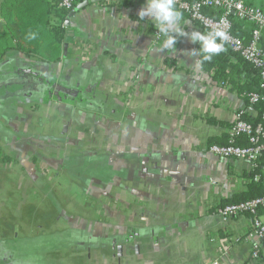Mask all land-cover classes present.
<instances>
[{
  "label": "crops",
  "instance_id": "crops-1",
  "mask_svg": "<svg viewBox=\"0 0 264 264\" xmlns=\"http://www.w3.org/2000/svg\"><path fill=\"white\" fill-rule=\"evenodd\" d=\"M242 1L264 11V0ZM145 6L93 1L70 19L59 61L14 49L0 61V86L10 90L0 99V141L6 135L13 143L0 149L8 157L0 156V167L12 171L2 178L1 207L65 200L68 208L55 211L64 225L52 230L53 241L38 245L45 260L25 256L32 245L10 246L0 235V264H264V241L252 234L251 218L224 219L217 211L245 190L253 166L207 150L209 139L227 137L248 100L197 66L200 56L188 53L198 46L187 35L174 33L175 51L161 50L154 21L138 16ZM180 12L186 33H203ZM253 28L235 18L233 32L244 41ZM256 113L254 107L244 117ZM15 131L36 146H16ZM27 152L29 167L20 156ZM21 175L29 189L14 199L9 190ZM259 217L264 223V213ZM21 248L26 252L16 254Z\"/></svg>",
  "mask_w": 264,
  "mask_h": 264
},
{
  "label": "trees",
  "instance_id": "trees-1",
  "mask_svg": "<svg viewBox=\"0 0 264 264\" xmlns=\"http://www.w3.org/2000/svg\"><path fill=\"white\" fill-rule=\"evenodd\" d=\"M83 1L73 0V5ZM59 2L60 0H3L0 4V61L12 49L43 62L59 61L62 45L68 33V28L64 25L65 19L70 12L60 7ZM206 12L212 16L220 14V11L214 9H206ZM234 17L229 14L233 28L236 18ZM207 32L203 28V33ZM30 34H35V38L30 39ZM197 46L199 48L198 43ZM260 46L264 47L261 43ZM231 57H234L236 61L232 62ZM202 58L203 53L200 54V60ZM202 65L207 70L213 71L214 80L231 84L233 89L242 94L246 100H248L247 95L249 93L255 92L261 95V99L255 105L256 115L250 118L245 117V120L253 125L261 122V115L264 112V90L260 88V76L256 68L230 49L214 55L211 61H204ZM242 72L250 76L249 81L241 79L239 73ZM231 126L232 124L228 127ZM234 142L238 145H246L247 138L239 136L234 139ZM228 143L227 135V137L219 140L209 139L208 147L212 144L223 145ZM0 156H3V159L8 158L1 152ZM262 195H264V153L254 163L245 190L222 200L218 207L230 203L236 204ZM49 209L51 210L52 207L49 206ZM261 213H264V205L258 209V214Z\"/></svg>",
  "mask_w": 264,
  "mask_h": 264
},
{
  "label": "built area",
  "instance_id": "built-area-1",
  "mask_svg": "<svg viewBox=\"0 0 264 264\" xmlns=\"http://www.w3.org/2000/svg\"><path fill=\"white\" fill-rule=\"evenodd\" d=\"M59 6L67 11L74 8L73 0H60ZM175 6L191 20L197 22L207 31L220 30L227 34L228 39L223 41L224 50L230 49L237 53L243 60L250 63L258 70L260 88L264 90V47L260 46L261 33L264 31V11L244 3L242 0H175ZM206 9L220 11L217 16H212ZM235 15L240 20L253 24L249 40L244 41L233 32V23L229 14ZM160 38L158 33L155 34ZM218 42H221L218 40ZM248 106L234 114L232 126L227 130L228 144H212L207 150L219 158L245 159L253 166L259 156L264 153V112L261 122L253 125L245 120V114L252 111L261 99L258 93H249ZM239 136L247 138L246 145L235 144L234 139ZM257 178V177H255ZM264 205V195L242 201L230 203L217 208L224 219L247 214L251 218L252 234L264 241V223L260 220L258 209ZM258 249L254 245L251 256L257 257ZM212 264H219L214 261Z\"/></svg>",
  "mask_w": 264,
  "mask_h": 264
},
{
  "label": "rangeland",
  "instance_id": "rangeland-1",
  "mask_svg": "<svg viewBox=\"0 0 264 264\" xmlns=\"http://www.w3.org/2000/svg\"><path fill=\"white\" fill-rule=\"evenodd\" d=\"M9 91L10 90L8 89L7 86H0V99L2 100L3 98H7L6 94ZM1 128L4 131L6 130L4 125H2ZM15 133H17L16 146L21 145L22 147L21 149L26 151H30L32 150L33 146L34 147L36 146L35 145L36 140L33 137L25 136L22 131H18V132L15 131ZM5 136H3L2 140L0 141V149L1 150L4 149L5 151H7V147L12 145L13 143L12 140H8ZM23 143H26L28 145L23 146L22 145ZM13 156L16 157V155ZM20 156H22V162H24L25 165L29 167V165L32 164L31 160L33 155H30L27 152L26 154H21ZM37 164L40 174L41 175L45 174L47 172L46 166L43 165V163L41 162H38ZM10 170L0 167V186L5 184L2 183V178H5L6 173L9 174L12 173V171ZM16 174L17 171H15V175ZM25 181L26 178L23 177L22 175L21 177H17V179L15 180V185L12 186L14 189H12V191L9 190L11 192L10 196H12L14 193V199L15 198L17 199L21 195L20 193H27L29 187L27 186V183ZM6 198L7 196H0V203H2L3 202L2 200ZM47 199L49 200L51 198L48 197ZM1 205L2 204H0V235H2L1 239L4 242H7L10 246L14 245L13 241H21L23 243V246L21 243L18 245L22 248L32 245L33 247L30 248V250H27V252L21 248V250L16 251V254L23 255L26 252L25 256L30 255L33 256V258L37 256V260L39 261L45 260L47 255L44 254V252H41V249H39L38 245L39 244L46 245L47 242L49 241L52 242L53 241L52 238L53 233H51L52 230L57 227H60V225H64V223L61 221L60 223L55 222L54 215L57 214L55 211L57 209L60 210L61 207L65 211L68 209L67 201L63 200L57 203L56 205L46 204L45 206L43 203L38 201H33L32 203H30V202H21L15 200L14 204L12 203V206L8 207L9 209H2ZM49 206L52 207L51 210L49 209ZM12 214L15 215L12 216ZM18 238H20L21 240ZM29 238L34 239V241L32 243H30L28 240L25 241V239H29Z\"/></svg>",
  "mask_w": 264,
  "mask_h": 264
},
{
  "label": "clouds",
  "instance_id": "clouds-1",
  "mask_svg": "<svg viewBox=\"0 0 264 264\" xmlns=\"http://www.w3.org/2000/svg\"><path fill=\"white\" fill-rule=\"evenodd\" d=\"M138 16L141 20L147 16L154 21L158 35L163 37L161 50L174 52L176 35H187L191 42L198 43L199 48L188 53L190 56L198 57L203 53L202 60L196 61L197 66L204 61H211L214 55L224 51L222 42L228 39L227 34L220 30H212L207 33L194 30L191 33H186L179 23L182 13L175 8V0H146V6L139 10ZM174 33L176 35H173ZM29 38L34 39L35 34H30Z\"/></svg>",
  "mask_w": 264,
  "mask_h": 264
},
{
  "label": "water",
  "instance_id": "water-1",
  "mask_svg": "<svg viewBox=\"0 0 264 264\" xmlns=\"http://www.w3.org/2000/svg\"><path fill=\"white\" fill-rule=\"evenodd\" d=\"M93 1L96 0H84L81 3H78L74 6V8L72 9V11H70L65 19V26H69L70 24V19L80 10L84 9L85 7H87L90 3H92ZM232 14V13H231ZM66 50H67V44L64 43L63 45V55L65 56L66 54Z\"/></svg>",
  "mask_w": 264,
  "mask_h": 264
}]
</instances>
